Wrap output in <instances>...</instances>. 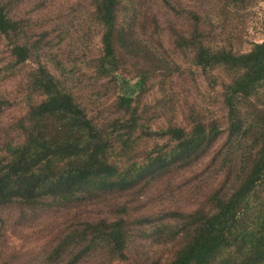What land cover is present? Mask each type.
Instances as JSON below:
<instances>
[{
	"label": "trees",
	"instance_id": "1",
	"mask_svg": "<svg viewBox=\"0 0 264 264\" xmlns=\"http://www.w3.org/2000/svg\"><path fill=\"white\" fill-rule=\"evenodd\" d=\"M21 1L0 0V36L11 44L6 70L31 60L37 67L26 77L27 110L16 121L15 134L0 143V207L69 208L125 192L177 165H195L220 139L223 132L217 124L198 119L188 127L168 123L153 130L128 92L116 98L117 114L98 121L76 95V73L55 56L40 54L39 42H32L27 26L12 15ZM90 1L92 23L102 35L100 54L90 67L97 84L108 80L102 88L112 83L123 55L133 48L151 49L156 55L157 50L136 27V0ZM43 35L45 39L47 33ZM175 44L191 52L203 71L228 74L223 91L228 124L225 147L212 163L226 173L225 185L215 190L207 207L179 216L182 228L176 236L186 240L167 264H264V38L250 51L236 53L212 44L199 19L191 33L176 36ZM147 82L142 74L137 88L145 91ZM8 105L0 100V110ZM151 140L154 150L136 160L142 141ZM121 210L127 213L126 207ZM81 225L57 246L58 258L86 242L68 264H81L99 248L115 259H127L125 216Z\"/></svg>",
	"mask_w": 264,
	"mask_h": 264
},
{
	"label": "rangeland",
	"instance_id": "2",
	"mask_svg": "<svg viewBox=\"0 0 264 264\" xmlns=\"http://www.w3.org/2000/svg\"><path fill=\"white\" fill-rule=\"evenodd\" d=\"M136 1L140 8L136 27L148 35L157 55L151 49L139 52L133 48L131 54L123 55L112 83L102 88L100 84L108 80L97 84L90 67L100 54L102 38L92 23L90 0H22L12 15L27 26L32 42H39L40 54L55 56L76 73L74 84L80 87L76 95L98 121L117 114L116 98L128 92L134 96L133 106L153 123V130L168 123L188 127L198 119L217 124L223 134L195 165H177L125 192L69 208L1 206L0 264H68L87 243L79 241L61 258L55 254L57 246L74 230L82 229L81 223L115 216H125L128 223L127 259H115L99 248L90 251L81 264H167L186 240L176 236L182 228L179 216L207 207L215 190L225 185L226 173L212 163L226 144L223 91L229 76L220 69L197 67L191 52L180 50L175 38L191 33L200 19L212 44L246 53L263 41L264 0ZM43 33H47L45 39ZM10 50V42L0 36V100L10 102L0 110V143L15 134L16 121L27 110L26 77L37 67L31 60L6 70ZM142 74L148 78L145 91L137 88ZM153 142L142 141L134 154L136 160L154 150Z\"/></svg>",
	"mask_w": 264,
	"mask_h": 264
}]
</instances>
